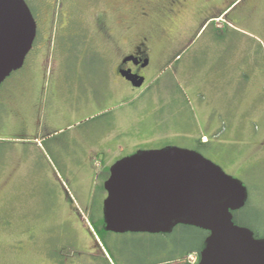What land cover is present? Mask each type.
<instances>
[{
  "label": "rangeland",
  "instance_id": "obj_1",
  "mask_svg": "<svg viewBox=\"0 0 264 264\" xmlns=\"http://www.w3.org/2000/svg\"><path fill=\"white\" fill-rule=\"evenodd\" d=\"M78 1L80 16L87 17L86 0ZM199 1L203 12L191 20L190 12ZM25 2L34 7L40 33L48 42L41 56L30 53L23 68L0 87V264H93V256L101 255V250L115 264H190L188 257H196L186 251L206 237L197 228L178 226L170 234L103 235L94 226L90 216L102 215L100 204L107 197L102 186L110 173L107 169L99 175V203L93 211V198L88 201L95 189L90 179L93 167L86 153L108 126L103 124L105 118L96 119L101 115L95 114L96 109L92 122L83 117L70 125L61 119L81 74L64 57L57 23L60 0ZM187 4L175 7L174 12L166 8L163 13L153 12L150 19L136 21L129 36L120 37V42L129 44L141 35L142 26L152 31L158 40L154 56L159 50L165 52L160 65L168 68L154 87L156 99L142 102L149 103L142 118L133 113L134 106L112 113L113 125L108 124L115 131L121 128L117 138L127 144L117 154L119 159L108 157L115 164L139 152L171 147L200 151L246 187L247 204L234 217L264 237V0H192ZM106 8L93 0L97 50L105 42L102 26L95 20L107 17ZM111 17L117 20L127 15L111 11ZM103 27L107 31L108 26ZM116 59L105 60L94 53L82 63V74L89 76L87 69L93 66V82L101 81L105 62ZM99 84L95 86L98 93ZM198 90H205L208 97L202 107L192 98ZM29 98L38 109L36 133L29 139H15L10 123L2 127L1 116L19 117ZM124 113L126 121L119 123ZM206 114L212 118L208 125L220 129V137L208 139L209 146L202 148L198 140Z\"/></svg>",
  "mask_w": 264,
  "mask_h": 264
},
{
  "label": "water",
  "instance_id": "obj_2",
  "mask_svg": "<svg viewBox=\"0 0 264 264\" xmlns=\"http://www.w3.org/2000/svg\"><path fill=\"white\" fill-rule=\"evenodd\" d=\"M25 0H0V87L23 68L36 38ZM104 230L170 234L178 226L209 233L198 264H264V239L236 225L246 187L201 154L176 147L116 162L104 183Z\"/></svg>",
  "mask_w": 264,
  "mask_h": 264
},
{
  "label": "flooded vegetation",
  "instance_id": "obj_3",
  "mask_svg": "<svg viewBox=\"0 0 264 264\" xmlns=\"http://www.w3.org/2000/svg\"><path fill=\"white\" fill-rule=\"evenodd\" d=\"M99 1L107 7L105 10V15L107 17H99L95 20L97 25L100 24L102 26L101 32L103 34H100L103 35L102 38H104L103 40L105 42V46L104 44L102 45V50H97L94 48L95 45L93 44V0H86L88 6V12H86L87 17L80 16L81 14L79 11L81 10H78V0H60V17L57 23L59 25L58 34L60 40H63L62 47L64 50V57L68 62L75 63L74 69L78 74H81L80 77H78L80 81L76 80V82L73 83L77 88H75V92L71 94L72 100L70 104L64 106L61 112V119L70 123V125H72L71 123H73V120H80L83 117H86L85 119L89 118L88 121L92 122L95 116L93 115L95 112V104L99 101L113 103L114 109L117 107L134 106L135 111L133 113L138 112L139 114L137 117H143V113L141 112L147 108L145 105L149 103L143 104L142 102L154 101L153 98L151 99V97L155 95L154 87H157L162 80V74L167 72L168 66L160 65L163 57H165L163 56L165 52L159 50L160 54L157 57L154 56V48L158 40L151 36L152 31L142 29L143 26L140 28L141 35L136 38V41L131 40L129 44H125L124 42H120L119 39L121 36H129L132 33L134 26H137V24H135L136 21L150 19L153 12L163 13V8H166L167 11L171 10L174 12L173 9L175 7L181 6L184 8L186 7V3H188L187 6H189V2L192 0ZM146 5L147 7H145ZM28 7L32 12L37 27L36 38L30 53L36 55L35 57H39L44 53L48 38L40 33L41 24L35 15L34 7H30L29 5ZM203 7L204 5L199 1L196 9L190 12L191 20H194L195 17L197 18L199 14L203 12ZM111 11L122 12L123 15H127V17L122 19L117 18L116 20V18L111 17ZM226 18L228 17L226 16ZM103 25H106V27L108 26L107 31L104 30ZM115 25L116 27L114 28L113 26ZM39 38H41L40 42H38ZM128 39H130V37ZM97 52L103 55L105 60L109 59L110 56H112V58L116 56L117 59L116 61L112 60V63H110L109 60L105 62V66L100 71V75L102 76L101 81L98 80L95 83L92 77L93 66L87 69L89 70V76L83 75L82 73L85 67H82V63L85 59L92 58L93 54ZM99 83L101 84L100 87H102V90L98 93L95 92V86H98ZM69 84H72V82ZM27 102L29 103L25 105L27 106L25 113L21 114L19 117L14 114L10 116V118L1 116L2 127L3 124L4 127H6L8 123H10L9 126L14 130L13 136L15 139H29L31 135H35L36 133L35 123L38 109L32 98H29ZM67 102L69 101L67 100ZM151 105H153V103H151ZM123 115L125 116L126 113ZM203 140L204 138H200L198 140V145L202 148L209 146L208 144L210 141L204 142ZM199 152L200 151H196V153ZM101 252V255L98 254L95 257L93 256V264H115L109 262L103 250H101ZM195 255L198 256V254Z\"/></svg>",
  "mask_w": 264,
  "mask_h": 264
},
{
  "label": "crops",
  "instance_id": "obj_4",
  "mask_svg": "<svg viewBox=\"0 0 264 264\" xmlns=\"http://www.w3.org/2000/svg\"><path fill=\"white\" fill-rule=\"evenodd\" d=\"M251 36L256 37L258 40L261 39L259 36H256V35H251ZM260 41H262V39ZM206 95L207 94L205 90H198L196 93L194 91V95L192 98L199 100L200 106L202 107L203 105L208 103V99H207L208 97ZM212 100L213 101L217 100V97H213ZM95 109H96L95 114H101L100 116H97L96 119L100 120L99 118H105L103 124L105 125V127L108 126V130L105 131L104 135L98 140V142L94 143L90 147L91 150H88V152L86 153L87 160L90 164V167H93L90 179L92 181V186L95 187L94 191L90 192V198L88 199V201H90L92 198H93V201L95 199V196L97 194L96 185L98 184V180L100 179L99 175H101V171L104 172L105 170L110 169L114 165L113 164L114 160L119 159L117 154H119V151L122 152L124 150L123 145L127 144L126 142L125 144L124 143L122 144L123 141L117 138L118 135H122L120 134L121 132H119L121 128L117 126L119 129L118 131H115L112 126L111 127L109 126V124L113 125L111 121L112 113H114L115 111L118 112L121 108L117 107L114 109L113 103H106V102L99 101L95 104ZM200 114L203 115V112H201ZM204 116H205L204 121L206 123L204 122V126L202 124V130H201V137L205 138V140L203 141L204 142L210 141L208 139H211V138L217 139L218 137H220V129L217 127L216 124L211 125V126L210 124L208 125L207 122L210 123L212 121V118L210 117V115L206 114ZM124 117H125L124 115L121 116L122 121H119V123H123V119H125L126 121V117L125 118ZM213 121L215 122V119ZM85 123H87V121ZM203 129H206L204 130L205 132L203 131ZM108 155L109 156L113 155L114 160L113 158H109Z\"/></svg>",
  "mask_w": 264,
  "mask_h": 264
},
{
  "label": "trees",
  "instance_id": "obj_5",
  "mask_svg": "<svg viewBox=\"0 0 264 264\" xmlns=\"http://www.w3.org/2000/svg\"><path fill=\"white\" fill-rule=\"evenodd\" d=\"M108 172L110 173V169H108ZM108 178H109V176L107 177L106 181L108 180ZM104 183H105V181H104ZM102 190H103V192L106 193V191L104 189V186H102ZM98 195L99 194L97 193L96 196H95V199L93 201V211L97 208V205L96 204L99 203V200H97V199H99V196ZM100 206H101V209H102V215L99 216V217H97V215L95 213H92V215L90 216V218L92 219V222H94V226H96V229L99 230L103 235H106L108 232H106L104 230L103 204L102 205L100 204ZM100 213H101V211H100ZM234 222H235L236 225H239L241 227H246V228L250 229L251 231H253L252 228H250V227H248V226L240 223L238 220H236L235 217H234ZM201 231H203V230H201ZM204 232L206 234V237L202 240V242L200 243V245H198L196 247H193V248H191V249H189V250L186 251V253H188V256L191 255V254H193V253L194 254H198V259H199L200 252L202 250V247L204 245V242L207 239V237L209 236V233L208 232H206V231H204ZM253 233H254L256 239H264V237L260 236L257 233V231H255V232L253 231Z\"/></svg>",
  "mask_w": 264,
  "mask_h": 264
},
{
  "label": "built area",
  "instance_id": "obj_6",
  "mask_svg": "<svg viewBox=\"0 0 264 264\" xmlns=\"http://www.w3.org/2000/svg\"><path fill=\"white\" fill-rule=\"evenodd\" d=\"M190 262H191L192 264H194V263L196 262V258H194V257H190Z\"/></svg>",
  "mask_w": 264,
  "mask_h": 264
}]
</instances>
